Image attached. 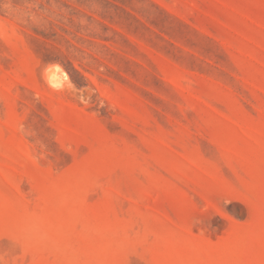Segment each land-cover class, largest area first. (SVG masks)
<instances>
[{"label":"rangeland","instance_id":"rangeland-1","mask_svg":"<svg viewBox=\"0 0 264 264\" xmlns=\"http://www.w3.org/2000/svg\"><path fill=\"white\" fill-rule=\"evenodd\" d=\"M0 264H264V0H0Z\"/></svg>","mask_w":264,"mask_h":264},{"label":"bare ground","instance_id":"bare-ground-1","mask_svg":"<svg viewBox=\"0 0 264 264\" xmlns=\"http://www.w3.org/2000/svg\"><path fill=\"white\" fill-rule=\"evenodd\" d=\"M55 70V69H54ZM54 70H52L51 72H52V74H51V76H49L48 77V80L50 81V83L53 85V86H58L59 85V82L57 81V79L55 78V76H54V73H53V71ZM60 70H62V69H60ZM63 72V71H62ZM64 75H65V73H64ZM67 76V75H66ZM60 77H61V75H60ZM62 80V79H61ZM62 87V86H61Z\"/></svg>","mask_w":264,"mask_h":264}]
</instances>
